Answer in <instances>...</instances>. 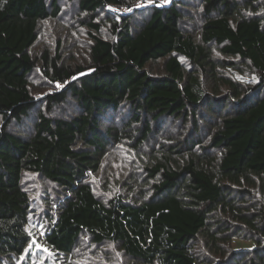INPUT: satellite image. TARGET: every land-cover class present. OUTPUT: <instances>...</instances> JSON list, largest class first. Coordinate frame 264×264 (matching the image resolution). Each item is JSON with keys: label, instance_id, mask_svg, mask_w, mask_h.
<instances>
[{"label": "trees", "instance_id": "16d2710c", "mask_svg": "<svg viewBox=\"0 0 264 264\" xmlns=\"http://www.w3.org/2000/svg\"><path fill=\"white\" fill-rule=\"evenodd\" d=\"M163 1L0 0V264H264V0Z\"/></svg>", "mask_w": 264, "mask_h": 264}, {"label": "rangeland", "instance_id": "374dc122", "mask_svg": "<svg viewBox=\"0 0 264 264\" xmlns=\"http://www.w3.org/2000/svg\"><path fill=\"white\" fill-rule=\"evenodd\" d=\"M164 2H166V0H164L163 3ZM137 3L140 5L144 4L143 1H139ZM112 11L116 13L125 14L127 13V11H129V9L113 8ZM67 23L68 22H66L65 19L62 18L60 19V21L54 20L43 23L38 32V40L35 43V45L31 48L30 53L33 56L35 55L41 56L44 52L48 51L53 56L57 49L56 41H59L60 42L59 52L63 62L77 64V65H82L86 63L85 61L87 59L88 39L85 34L82 33L80 34V32H77L78 33L77 35L75 33L76 31L73 28H69L68 26H65L67 25ZM68 24L70 25V23ZM161 65L162 64H159L156 67L161 68ZM37 85L39 84L37 83ZM57 88L59 89V85H57ZM57 114L61 115V112L58 110L56 111V115ZM114 156L115 157H110L107 164V166H112L111 170L117 167L116 162L119 161L116 155ZM235 241L236 242L234 245L238 250L250 252L253 251L255 248L254 242L252 241H248V242H240L237 240Z\"/></svg>", "mask_w": 264, "mask_h": 264}, {"label": "snow or ice", "instance_id": "6c2138e0", "mask_svg": "<svg viewBox=\"0 0 264 264\" xmlns=\"http://www.w3.org/2000/svg\"><path fill=\"white\" fill-rule=\"evenodd\" d=\"M31 219V218H30ZM33 227H37V228H40V229H43L44 227V224L43 222L39 223V224H33ZM41 235H43V232H41ZM29 247H31V245H29ZM44 251H47V249H43Z\"/></svg>", "mask_w": 264, "mask_h": 264}]
</instances>
